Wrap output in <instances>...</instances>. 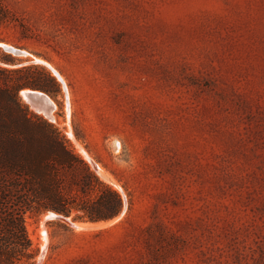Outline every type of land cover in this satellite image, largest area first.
<instances>
[{"label":"rangeland","instance_id":"374dc122","mask_svg":"<svg viewBox=\"0 0 264 264\" xmlns=\"http://www.w3.org/2000/svg\"><path fill=\"white\" fill-rule=\"evenodd\" d=\"M0 1V66L59 83L52 117L21 102L124 201L27 214L29 264H264V0Z\"/></svg>","mask_w":264,"mask_h":264},{"label":"trees","instance_id":"16d2710c","mask_svg":"<svg viewBox=\"0 0 264 264\" xmlns=\"http://www.w3.org/2000/svg\"><path fill=\"white\" fill-rule=\"evenodd\" d=\"M9 11L0 1V22ZM2 61L13 60L5 56ZM23 88L50 96L60 92L56 78L38 63L0 66V264H29L35 255L25 217L53 211L74 220L100 222L124 207L120 194L105 183L68 144L52 123L19 98Z\"/></svg>","mask_w":264,"mask_h":264},{"label":"water","instance_id":"95a60500","mask_svg":"<svg viewBox=\"0 0 264 264\" xmlns=\"http://www.w3.org/2000/svg\"><path fill=\"white\" fill-rule=\"evenodd\" d=\"M8 50L16 55L25 54V51L19 48H10ZM25 96H22L24 100L28 104H31L37 109H44L46 112H48L51 109V107H53V103H54L53 100L48 96L47 93L43 91L36 90V89H29V91L25 94ZM49 212H53V211H49ZM57 216H60V215H57ZM60 217L67 218L64 216H60Z\"/></svg>","mask_w":264,"mask_h":264},{"label":"bare ground","instance_id":"6f19581e","mask_svg":"<svg viewBox=\"0 0 264 264\" xmlns=\"http://www.w3.org/2000/svg\"><path fill=\"white\" fill-rule=\"evenodd\" d=\"M10 49V48H9ZM64 82V81H63ZM29 90H27V89H24V90H22L21 91V95L22 96H25V94L28 92ZM26 97V96H25ZM31 108L32 109H34L35 111H37L38 113H42L43 115H45V116H47V117H52L53 116V113L51 112L52 110H53V108H54V104H53V107H51V109L48 111V112H46L44 109H37V108H35L34 106H31ZM39 110H41V111H39ZM51 112V113H50ZM82 150V152L86 155V152L83 150V149H81ZM101 171H99V173H100ZM54 215H56L55 213H53V212H49L48 213V216H54ZM119 216H117V217H115V218H112V219H110V220H108L107 222H104V221H100V222H86V223H77L75 226H76V228H78V229H82V228H91V227H95V226H99L100 227V225L102 226L103 224H107V223H110V222H113L114 220H116L117 218H118ZM42 235H43V239H41V240H44L43 242H42V246H41V249L43 250V251H41V253H40V255L38 256V260L40 261V259H41V257H42V255L44 254V250H45V239H46V232L44 231V230H42Z\"/></svg>","mask_w":264,"mask_h":264}]
</instances>
